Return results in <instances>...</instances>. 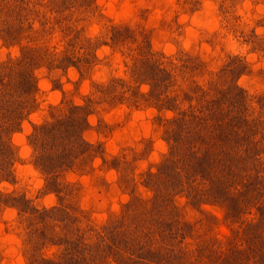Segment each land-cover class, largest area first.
<instances>
[{
	"label": "rangeland",
	"instance_id": "374dc122",
	"mask_svg": "<svg viewBox=\"0 0 264 264\" xmlns=\"http://www.w3.org/2000/svg\"><path fill=\"white\" fill-rule=\"evenodd\" d=\"M23 53L37 100L0 116V264H264V0H0V83ZM84 104L93 151L47 174L35 125Z\"/></svg>",
	"mask_w": 264,
	"mask_h": 264
},
{
	"label": "trees",
	"instance_id": "16d2710c",
	"mask_svg": "<svg viewBox=\"0 0 264 264\" xmlns=\"http://www.w3.org/2000/svg\"><path fill=\"white\" fill-rule=\"evenodd\" d=\"M118 37L120 38L122 35L118 34ZM113 38H115V36H113ZM26 53H23L18 60V70L15 71V73L20 76V79L12 78V81L14 80L18 86L10 84V81L7 83L1 81L2 84L0 83V116L5 119V122L8 121L11 130H15L20 125V121L23 120L28 112L32 111L31 109L37 100L36 78L34 74L30 72L26 64L30 59ZM148 59L150 60L141 58V61H139L144 63V70L147 69L150 71L151 68V83L154 87L155 84L159 85L157 84L159 80H164L166 72L168 74V71L162 68L163 63L160 64L158 62L159 60L154 59V62H152V58ZM143 73L145 72H142V74ZM228 88H230V86ZM101 91L103 92V90ZM232 94L233 93H231V95ZM229 98L230 96L228 100L221 99L215 94L211 99L212 106L208 107H223L224 105L232 107L234 102H232V98ZM86 102L89 104V102H93V99L88 98ZM205 113L210 112L204 111L200 118L207 119L208 117ZM50 114L51 119L35 125L34 133L30 135V142L35 149L36 164L47 174L53 172V169H55V172L69 169L74 165V161L77 157L87 154V152H92L94 148L93 143L89 142L84 137V132L90 125L88 120L90 112L87 104L68 105L66 107L56 105L52 107V113ZM231 120L232 119H230L229 123V119L220 122L226 125L224 131H227L228 127L231 126ZM0 156V168L12 167L16 159L14 146L12 144H0ZM5 158H7V160ZM258 251L259 248H254V250H252V255L254 254L257 257Z\"/></svg>",
	"mask_w": 264,
	"mask_h": 264
}]
</instances>
